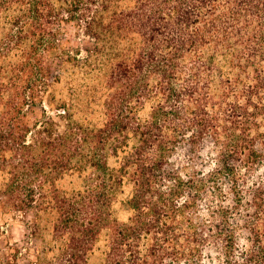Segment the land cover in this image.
Segmentation results:
<instances>
[{
  "label": "trees",
  "instance_id": "1",
  "mask_svg": "<svg viewBox=\"0 0 264 264\" xmlns=\"http://www.w3.org/2000/svg\"><path fill=\"white\" fill-rule=\"evenodd\" d=\"M0 205L30 264H264V0H0Z\"/></svg>",
  "mask_w": 264,
  "mask_h": 264
},
{
  "label": "rangeland",
  "instance_id": "2",
  "mask_svg": "<svg viewBox=\"0 0 264 264\" xmlns=\"http://www.w3.org/2000/svg\"><path fill=\"white\" fill-rule=\"evenodd\" d=\"M80 41L76 36V31L70 27L67 31L65 43L74 46ZM40 114V109L37 112ZM32 214H22L6 209L0 205V257L10 255L12 248L19 246L24 255L20 259V264H30L37 253L39 242L31 237L29 224L32 222Z\"/></svg>",
  "mask_w": 264,
  "mask_h": 264
}]
</instances>
